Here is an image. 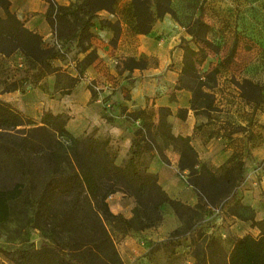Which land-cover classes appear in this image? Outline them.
<instances>
[{
  "label": "trees",
  "instance_id": "obj_1",
  "mask_svg": "<svg viewBox=\"0 0 264 264\" xmlns=\"http://www.w3.org/2000/svg\"><path fill=\"white\" fill-rule=\"evenodd\" d=\"M115 1L80 0L60 5L54 0H46L45 17L59 44L57 47L55 43L45 44L38 33L26 28L10 10L9 0H0V54L7 56L20 51L27 61H32L43 72L51 73L57 69L52 60L62 54L60 49L75 42L78 52L86 51L80 60L86 67L97 56L90 45L89 27L96 12L102 9L111 12ZM131 3L134 28L141 34L149 33L154 20L171 11L169 0H132ZM99 24L111 28L115 34L119 31L117 22L100 20ZM200 25L204 26L198 20L194 22L192 35L199 36ZM193 53L186 50L180 79L185 73L191 75L189 67L193 66ZM137 63L129 57L124 66L132 69L138 67ZM179 81L176 87H184ZM192 90L195 99V90ZM194 104L192 100L193 109ZM184 112L180 110V113ZM169 114L168 107H159L158 121L154 125L144 110L126 113L128 118L142 119L126 159L117 164L116 152L108 139L95 138L92 132L72 135L66 128V114L46 110L35 120L0 100V173L14 172L17 178L0 186V223L9 218L10 202L24 197L36 217L47 215L44 223L50 224L48 237L55 245L33 252L31 257L18 264H123L108 226L126 234L158 225L161 223L160 209L167 203L174 211L184 208L191 213L190 228L200 224L191 222L192 218L201 209L213 207L215 197L233 195L244 181L241 157L234 155L218 168L200 162L190 137L171 132L167 120ZM157 139L178 150L179 169L188 171L187 182L197 196L194 206L168 197L158 184L157 175L148 170V158L153 149L157 150ZM159 153L163 156L161 151ZM115 192L135 198L130 217L110 210L107 198ZM210 196L213 198L208 200ZM234 207L242 211L226 212L248 221L257 234L232 238L229 251L216 235L204 234L198 251L191 255L197 264H264V219L256 220L252 207L241 198L234 202ZM54 211L66 216L64 221L48 220ZM244 211L248 212L247 216Z\"/></svg>",
  "mask_w": 264,
  "mask_h": 264
},
{
  "label": "crops",
  "instance_id": "obj_2",
  "mask_svg": "<svg viewBox=\"0 0 264 264\" xmlns=\"http://www.w3.org/2000/svg\"><path fill=\"white\" fill-rule=\"evenodd\" d=\"M56 1L60 5H67L71 1L80 2ZM9 2L10 10L26 28L38 33L45 44L55 43L59 47L45 17L48 6L46 0ZM116 8L115 12L104 9L96 12L89 31L90 45L97 56L86 66L83 74H79L72 66L71 71L65 69L69 68V54H72L73 63L80 61L86 54V51L78 52L75 42L60 49L65 59L61 61L55 58L53 65L57 69L51 73L43 72L39 66L28 69L27 60L20 51L16 50L7 56L0 54V100L37 118L46 110L54 114H66V128L72 135L92 132L95 138L108 139L116 152L117 164L126 159L134 132L142 119L128 118L126 113L144 110L156 125L158 108L168 107L170 114L167 120L171 132L190 137V144L200 162L218 168L234 155L241 157L245 171L244 181L239 188L242 191L241 200L252 207L256 220L264 219V203L260 202L257 195L264 191V115L257 123L242 119L231 122L241 126L239 131L231 127L232 130L227 129L226 134L223 130L206 134L213 118L196 113L191 107V91L186 87H176L180 69L168 67L169 57L162 56L157 65L141 71L124 66L122 60L133 55L135 28L129 14L120 5V0L116 2ZM100 20L117 22L118 33L115 34L111 28L101 27ZM63 74L68 75L67 80L62 78ZM91 81L95 82L94 94L88 87ZM180 110L185 112L182 114ZM161 154L163 156L155 149L151 151L148 170L157 175V182L168 197L194 206L197 196L187 182L188 171L179 169L178 150L169 144L161 150ZM119 198L115 193L108 197L110 210L130 217L131 213L118 203ZM224 218L230 222L234 238L246 234L256 235L258 232L250 227L248 221L228 213ZM180 224L171 211L164 214L161 223L156 226L120 234L116 248L123 264H182L181 258L190 254L187 253L190 246L185 247L183 244L187 236H170ZM239 225L242 227L241 232L237 231Z\"/></svg>",
  "mask_w": 264,
  "mask_h": 264
},
{
  "label": "rangeland",
  "instance_id": "obj_3",
  "mask_svg": "<svg viewBox=\"0 0 264 264\" xmlns=\"http://www.w3.org/2000/svg\"><path fill=\"white\" fill-rule=\"evenodd\" d=\"M116 2L118 0L115 1L111 12L118 8ZM131 2L132 0H120V5L125 8V13L129 14L134 24ZM71 3L76 2L71 1L69 4ZM169 5L171 11L160 19H155L149 33L133 32L136 44L133 55L130 56L138 62L136 68L140 71L151 68L158 64L160 57L165 56L170 58L168 67H176L181 71L186 50H192L193 66L189 67L191 75L185 73L181 79L179 76L178 81L191 91L195 112L213 118L206 134L219 130L226 134L227 129L231 131L232 128L239 131L242 129L240 125L231 124L237 119L257 123L264 115V0H169ZM67 19L73 21L71 17ZM196 20L204 24L200 25L199 36L191 34V31L195 30ZM64 57L65 55L60 54L57 58L63 61ZM67 59L70 64L69 68L65 69L71 71L72 66L76 71L81 70L79 74H83L86 67L82 62H71L72 54H69ZM128 59L129 57L123 59V63ZM26 64L28 69L37 66L32 61H27ZM62 78L67 80L68 75L63 74ZM94 85V81L88 83L91 92H94ZM190 87L195 90V99ZM22 114L35 120L39 119ZM156 145L157 151L160 152L168 144L157 139ZM15 180L17 178L14 172L0 173V186L4 182ZM239 188L240 186L236 188L233 195L230 193L215 197L213 207L201 209L198 215L192 218L191 222L200 224L190 228L188 220L191 213L188 210L177 208L174 211L171 205H162L161 221L164 214L172 211L181 223L170 236H187L183 244L185 247L190 246L187 251L190 254L181 258L182 264H197L191 255L198 251L204 234L216 235L225 250L229 251L234 236L230 230V222L228 223L224 216L226 211L241 210L233 208L234 202L240 200L242 195ZM121 193L115 192L120 197L118 203L132 215L135 198L130 194ZM257 195L260 202L264 203V191L258 192ZM212 198L207 197L208 200ZM59 208L58 206V211ZM55 212L48 220L55 223L64 221L66 216L61 212H56L58 214L55 215ZM244 215L247 216L248 212L244 211ZM45 216L47 215L41 214L36 217L24 197L10 202L9 218L0 223V264L22 263L31 257L33 252L40 251L45 246L55 247L48 237L50 224L44 223ZM238 227L237 231L241 232L242 227ZM108 228L117 243L120 233L111 226Z\"/></svg>",
  "mask_w": 264,
  "mask_h": 264
}]
</instances>
